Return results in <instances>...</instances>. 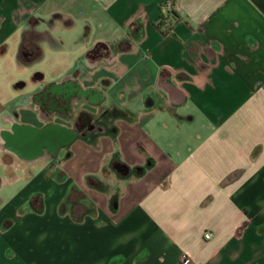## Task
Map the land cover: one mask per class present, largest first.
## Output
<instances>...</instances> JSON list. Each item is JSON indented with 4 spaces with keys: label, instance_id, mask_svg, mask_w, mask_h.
I'll return each mask as SVG.
<instances>
[{
    "label": "crops",
    "instance_id": "1",
    "mask_svg": "<svg viewBox=\"0 0 264 264\" xmlns=\"http://www.w3.org/2000/svg\"><path fill=\"white\" fill-rule=\"evenodd\" d=\"M164 1L0 0V264H264V0Z\"/></svg>",
    "mask_w": 264,
    "mask_h": 264
},
{
    "label": "rangeland",
    "instance_id": "2",
    "mask_svg": "<svg viewBox=\"0 0 264 264\" xmlns=\"http://www.w3.org/2000/svg\"><path fill=\"white\" fill-rule=\"evenodd\" d=\"M5 67H7V66L6 65L0 66V99L2 97L9 96L8 94H10V95L13 94V92L11 91L10 88H7V89L6 88H3V82L1 80V78H2V76L4 74V72L6 71V68ZM6 109L8 110V108H6ZM6 157L7 156L5 155V151L0 150V165H3L4 164L3 159L6 160ZM12 163H20V162H19L18 159H13Z\"/></svg>",
    "mask_w": 264,
    "mask_h": 264
},
{
    "label": "built area",
    "instance_id": "3",
    "mask_svg": "<svg viewBox=\"0 0 264 264\" xmlns=\"http://www.w3.org/2000/svg\"><path fill=\"white\" fill-rule=\"evenodd\" d=\"M172 7V2L170 0H165L160 7L161 15H164L169 11V9ZM210 234L206 233L205 238H209ZM180 263L181 264H192L193 260L192 258L187 254H182L180 257Z\"/></svg>",
    "mask_w": 264,
    "mask_h": 264
},
{
    "label": "flooded vegetation",
    "instance_id": "4",
    "mask_svg": "<svg viewBox=\"0 0 264 264\" xmlns=\"http://www.w3.org/2000/svg\"><path fill=\"white\" fill-rule=\"evenodd\" d=\"M83 124L87 125L88 123L86 124L85 122H82V123H80V126H81V127H83ZM5 137L7 138V137H8V135L6 134V136H5ZM0 148H1V149H4V145H2V143H1V142H0Z\"/></svg>",
    "mask_w": 264,
    "mask_h": 264
},
{
    "label": "trees",
    "instance_id": "5",
    "mask_svg": "<svg viewBox=\"0 0 264 264\" xmlns=\"http://www.w3.org/2000/svg\"><path fill=\"white\" fill-rule=\"evenodd\" d=\"M170 10V9H169ZM170 14L173 15L174 13L172 11H170ZM161 18H163V15L160 16Z\"/></svg>",
    "mask_w": 264,
    "mask_h": 264
}]
</instances>
